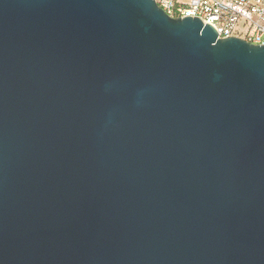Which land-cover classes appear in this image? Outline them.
<instances>
[{
  "label": "water",
  "instance_id": "obj_1",
  "mask_svg": "<svg viewBox=\"0 0 264 264\" xmlns=\"http://www.w3.org/2000/svg\"><path fill=\"white\" fill-rule=\"evenodd\" d=\"M154 0H0V264H264V46Z\"/></svg>",
  "mask_w": 264,
  "mask_h": 264
},
{
  "label": "built area",
  "instance_id": "obj_2",
  "mask_svg": "<svg viewBox=\"0 0 264 264\" xmlns=\"http://www.w3.org/2000/svg\"><path fill=\"white\" fill-rule=\"evenodd\" d=\"M170 18L196 17L218 38L264 46V0H154Z\"/></svg>",
  "mask_w": 264,
  "mask_h": 264
}]
</instances>
